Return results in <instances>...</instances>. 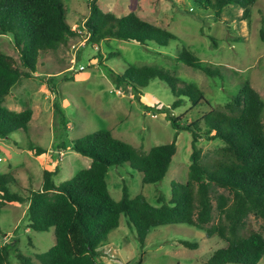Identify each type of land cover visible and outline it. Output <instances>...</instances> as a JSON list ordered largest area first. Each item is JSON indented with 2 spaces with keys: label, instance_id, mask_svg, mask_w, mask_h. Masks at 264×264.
Here are the masks:
<instances>
[{
  "label": "rangeland",
  "instance_id": "1",
  "mask_svg": "<svg viewBox=\"0 0 264 264\" xmlns=\"http://www.w3.org/2000/svg\"><path fill=\"white\" fill-rule=\"evenodd\" d=\"M88 1L62 0L66 20L76 33L57 48L39 52L35 74L20 77L2 97L1 104L9 109L25 106L31 109L25 131L17 129L7 136L0 135V173H9L14 178L10 190L26 194L28 189L39 187L43 169L55 168L52 179L59 183L86 167L90 158L71 149L69 143L96 129H108L114 137L141 152L172 137L174 130L163 112L174 98L168 84L153 78L135 91L116 83L112 75L121 72L127 64L163 67L200 90L207 103L191 105L183 97L178 106L169 108L171 114L180 115V122L194 119L210 106L222 108L243 80L264 101V0H255L248 16L243 18L241 8L235 5H225L214 17L210 10L190 8V0H96L104 11L121 15L133 10L141 18L168 29L175 38L165 45L153 41L140 44L115 37L98 43L88 41L83 26ZM71 44L78 47L71 48ZM182 48L209 64L219 65L220 75H206L175 59L174 55ZM0 51L13 56L18 64V53L9 34L0 33ZM79 65L82 69H78ZM262 123L264 128V112ZM190 138L189 131H178L168 168L154 183L141 182L140 172L126 162L108 165L105 182L109 195L118 199L125 185L129 196L140 192L152 204H156L158 194L167 199L170 181L186 178ZM28 144L39 145L47 152L32 154ZM221 144L219 139L205 137L196 142L205 161L216 157L214 149ZM24 204L26 201L6 202L0 208V245L9 246V264H19L16 252L29 255L38 263L34 255L46 250L54 240L51 228L25 229ZM212 215L214 221V207ZM125 219L121 213L117 227L107 232L103 246L108 255L101 261L98 257L97 264H205L211 251L224 244L216 235L205 236L207 225L196 227L175 222L149 227L140 246L134 229ZM245 221L247 228L264 236L262 219L248 214ZM181 240L195 241L197 246L187 247ZM255 264H264V252Z\"/></svg>",
  "mask_w": 264,
  "mask_h": 264
},
{
  "label": "trees",
  "instance_id": "2",
  "mask_svg": "<svg viewBox=\"0 0 264 264\" xmlns=\"http://www.w3.org/2000/svg\"><path fill=\"white\" fill-rule=\"evenodd\" d=\"M255 0H190L191 7L210 10L216 17L225 5L241 8L246 17ZM88 13L83 20L87 40L115 37L144 44L153 41L167 44L175 35L168 29L141 18L129 10L121 15L101 9L96 0L87 3ZM0 33L9 34L18 53V64L13 56L0 51V135L14 130L25 131L31 116L28 106L19 110L1 104L2 97L20 77L30 76L35 70L39 52L53 50L76 33L65 17L62 0H0ZM262 36V30H259ZM211 37V36H210ZM111 54H109L110 56ZM174 58L198 68L206 75H220L219 65H212L188 52L178 50ZM116 83L133 90L157 78L168 84L174 98L163 110L164 118L173 128L172 137L153 144L145 152L114 137L108 129H96L71 139L69 146L90 158L86 167L71 177L54 183L56 169H43L40 186L21 191L9 189L15 180L9 173H0V208L6 202L26 201V226L32 230L52 229L53 243L34 255L16 252L19 264H97L98 246L107 239V232L117 227L123 213L126 223L135 232L140 246L151 226L182 222L205 227V236L216 235L224 244L213 249L205 264H255L264 252V236L245 226L252 214L264 222V101L247 80L239 83L236 92L222 108L208 107L192 120L179 121L169 108L178 106L183 97L191 105L207 103L198 88L155 65L127 64L112 75ZM178 82H181L180 84ZM179 130L191 134L189 163L184 181H170V196L156 195V204L142 193L129 196L125 185L121 195L113 199L107 190V166L126 162L141 174V182H157L165 174L176 149ZM219 139L222 144L214 149L216 157L201 159L196 142L201 138ZM33 154L45 149L28 144ZM220 189V190H219ZM214 204V205H213ZM216 210L215 220L212 209ZM209 223V224H207ZM187 247L197 242L181 240ZM9 246L0 245V264L8 262Z\"/></svg>",
  "mask_w": 264,
  "mask_h": 264
},
{
  "label": "crops",
  "instance_id": "3",
  "mask_svg": "<svg viewBox=\"0 0 264 264\" xmlns=\"http://www.w3.org/2000/svg\"><path fill=\"white\" fill-rule=\"evenodd\" d=\"M35 72V71H34ZM33 72V73H34ZM35 74V73H34ZM12 109V108H11ZM16 110H18V109H16ZM49 150V149H48ZM44 153H46L47 151L46 150H44L43 151ZM33 154V153H32ZM24 206H26L25 204H24ZM28 227L26 226L25 227V229H27ZM29 229V228H28ZM107 240V239H106ZM104 243V242H103ZM103 243H101L97 248H98V253H99V255H98V257L100 258V261H101V258L102 257H105V255L107 254L108 255V251L104 248V244ZM107 257V256H106Z\"/></svg>",
  "mask_w": 264,
  "mask_h": 264
},
{
  "label": "built area",
  "instance_id": "4",
  "mask_svg": "<svg viewBox=\"0 0 264 264\" xmlns=\"http://www.w3.org/2000/svg\"><path fill=\"white\" fill-rule=\"evenodd\" d=\"M80 44H82V42H81ZM77 47H78L77 45H76V46H74V44H71V48H74V49H76ZM72 61H73V60H72ZM82 67H83L82 65H79V66H78V69H82ZM117 92H119V90H118V89H117ZM111 252H112V253H114V251H113L112 249H111Z\"/></svg>",
  "mask_w": 264,
  "mask_h": 264
}]
</instances>
